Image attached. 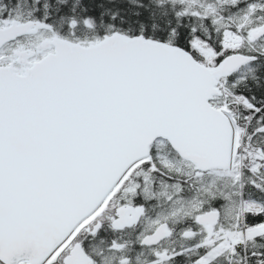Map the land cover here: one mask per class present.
Here are the masks:
<instances>
[{
  "label": "snow or ice",
  "instance_id": "snow-or-ice-1",
  "mask_svg": "<svg viewBox=\"0 0 264 264\" xmlns=\"http://www.w3.org/2000/svg\"><path fill=\"white\" fill-rule=\"evenodd\" d=\"M0 264H264V0H0Z\"/></svg>",
  "mask_w": 264,
  "mask_h": 264
}]
</instances>
